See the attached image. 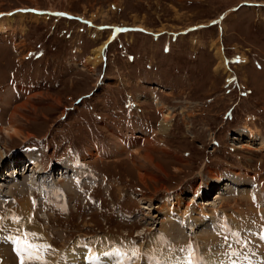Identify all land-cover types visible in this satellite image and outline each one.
<instances>
[{"label": "rangeland", "instance_id": "1", "mask_svg": "<svg viewBox=\"0 0 264 264\" xmlns=\"http://www.w3.org/2000/svg\"><path fill=\"white\" fill-rule=\"evenodd\" d=\"M4 196L0 264H264V0H0Z\"/></svg>", "mask_w": 264, "mask_h": 264}, {"label": "snow or ice", "instance_id": "2", "mask_svg": "<svg viewBox=\"0 0 264 264\" xmlns=\"http://www.w3.org/2000/svg\"><path fill=\"white\" fill-rule=\"evenodd\" d=\"M2 219L3 217H0V220ZM0 231H2V228H0ZM259 238L264 241V233H262ZM12 243L14 244L13 251L18 258V264H33V262L48 264V261L42 255V251L49 249V245L33 244L27 240L21 241L19 238L12 239ZM90 259L96 260L98 257L93 256ZM178 264H200V262L197 260L195 252L193 251L189 252L186 258L179 261Z\"/></svg>", "mask_w": 264, "mask_h": 264}, {"label": "bare ground", "instance_id": "3", "mask_svg": "<svg viewBox=\"0 0 264 264\" xmlns=\"http://www.w3.org/2000/svg\"><path fill=\"white\" fill-rule=\"evenodd\" d=\"M102 46H103V44H101L97 49H94L93 50V52H92V57L90 58L91 59V61H93V63H96L95 61H98L99 60V58H100V54H101V51H102ZM168 114V113H167ZM163 122L161 123L162 124V126H163V131L164 130H166V127L168 126V120H166V119H163L162 120ZM160 129H161V125H160ZM4 131H5V129H4ZM12 133V135L14 134L15 136H17L18 134H20L17 130H12V131H8L7 130V132H6V134L8 135V134H11ZM131 145H128V146H126V147H130ZM145 156V155H144ZM146 157V156H145ZM28 165H29V163H28ZM32 165H33V167H36L37 166V164H36V162L35 161H33L32 162ZM16 168V167H15ZM12 170H13V168H12ZM48 170V169H47ZM13 175H11V177H12ZM46 178H48V177H46ZM49 179V178H48ZM205 218H208V217H205ZM204 221H206V223H207V220H205V219H203ZM185 222L182 220L181 221V223H180V225L179 226H181V225H183ZM174 226V225H173ZM178 226V227H179ZM2 227V229H3V225L1 226ZM170 228V227H169ZM6 229H7V227H6ZM200 231V230H199ZM169 232V231H168ZM261 233V232H260ZM258 234V236H260L261 234ZM226 236V235H225ZM250 237V236H249ZM224 238V237H223ZM225 239V238H224ZM197 241H198V238H197ZM248 241H251L250 239L248 240ZM0 242H2V241H0ZM205 242V241H204ZM208 243V242H207ZM198 244H199V242H198ZM14 245V244H13ZM13 245H11V246H13ZM200 245V244H199ZM242 248H243V244L241 245V244H239ZM208 247V246H207ZM206 246H205V248H207ZM200 248V247H199ZM114 250H117V249H114ZM201 250V249H200ZM119 251V250H118ZM207 252H206V254H205V256H204V254H203V252L202 251H200V256H198V258L200 259V260H202L203 261V263H205V264H219V262H220V260L221 259H214L213 258V256L210 258V259H207V255H208V253H209V255H213L214 254V252H213V250L211 249L209 252H208V250H206ZM247 252H250V250L249 251H247ZM169 254V253H168ZM245 255H246V253H244L242 256L243 257H245ZM117 256V255H116ZM115 256V257H116ZM161 256H165V253H161ZM168 256V255H167ZM172 256V255H171ZM71 258H73L74 259V257L71 255L70 256ZM170 257V256H169ZM118 258V257H117ZM165 258V257H164ZM240 258V257H239ZM104 260V259H103ZM179 260V259H178ZM102 261V260H101ZM159 261V260H158ZM162 261V260H161ZM174 261H176V260H174ZM207 261V262H206ZM165 262H167V261H165ZM165 262H164V264H165ZM161 263V262H160ZM170 263H171V261H170ZM173 263V262H172ZM175 263V262H174ZM178 263V261L176 262V264ZM201 263V262H200ZM221 263V262H220ZM167 264V263H166Z\"/></svg>", "mask_w": 264, "mask_h": 264}, {"label": "water", "instance_id": "4", "mask_svg": "<svg viewBox=\"0 0 264 264\" xmlns=\"http://www.w3.org/2000/svg\"><path fill=\"white\" fill-rule=\"evenodd\" d=\"M116 31H113V35L115 34Z\"/></svg>", "mask_w": 264, "mask_h": 264}]
</instances>
